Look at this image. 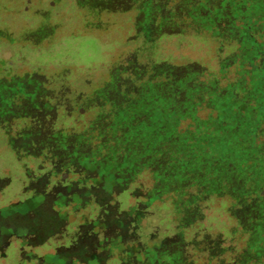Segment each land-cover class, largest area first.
<instances>
[{"label": "rangeland", "instance_id": "1", "mask_svg": "<svg viewBox=\"0 0 264 264\" xmlns=\"http://www.w3.org/2000/svg\"><path fill=\"white\" fill-rule=\"evenodd\" d=\"M139 6L0 0V264H170L181 255L187 264H226L231 251L261 263L244 248L248 235L232 238L241 230L236 217L256 228L263 214L230 213L234 200L223 207L220 197L196 203L195 190H184L190 182L157 180L166 158L142 157L124 137L156 122L150 106L173 91L168 74L180 73L184 84L164 111L182 115L213 66L214 45L203 34H178L182 20L167 24L158 8Z\"/></svg>", "mask_w": 264, "mask_h": 264}, {"label": "trees", "instance_id": "2", "mask_svg": "<svg viewBox=\"0 0 264 264\" xmlns=\"http://www.w3.org/2000/svg\"><path fill=\"white\" fill-rule=\"evenodd\" d=\"M158 2L140 0L139 8L148 13L158 8L167 24L181 27L182 20L186 27L178 34H203L202 39L214 45L210 59L213 66L203 75L207 83L204 92L196 95L192 105L186 101L187 109L182 115L181 109L164 111L169 102L181 98L184 84L180 73L168 74L166 79H172L169 85L173 91L158 96L150 106L156 111V122L130 127L124 137L142 147L137 152L140 156L153 153L154 161L167 159L161 162L164 172L157 171L158 181L169 186L190 182L184 190H195L196 203L220 197L226 207L234 200L227 206L228 212L238 207L245 211V217L257 215L260 220L264 215V0H166L164 8ZM236 29L240 35L228 40L227 36ZM233 52H238L240 58L228 63ZM208 87L222 90L210 91ZM131 194L140 199L137 190ZM145 210V206H139L138 216L144 217ZM235 220L241 230H236L239 237L232 240L243 242L248 235L244 248L262 255L260 264H264V222L261 220L256 228H246L240 218ZM198 253L204 255L208 250ZM237 254L231 251L226 264H245ZM170 264H187V260L181 255L180 263L174 256Z\"/></svg>", "mask_w": 264, "mask_h": 264}]
</instances>
